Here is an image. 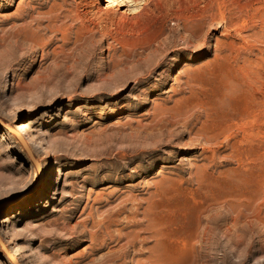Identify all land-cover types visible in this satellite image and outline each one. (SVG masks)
Segmentation results:
<instances>
[{"label":"rangeland","instance_id":"374dc122","mask_svg":"<svg viewBox=\"0 0 264 264\" xmlns=\"http://www.w3.org/2000/svg\"><path fill=\"white\" fill-rule=\"evenodd\" d=\"M96 10L95 0H0L8 253L20 264H264V226L234 224L223 207L231 176L220 171L237 167L231 138L198 135L243 102L244 127L264 131V0H137L126 16L101 18ZM85 13L94 23L78 40ZM232 41L234 56L248 58L235 70L257 78L250 98L245 84L216 94ZM26 128L40 168L14 149ZM159 187L161 211L149 202ZM152 217L160 227H145ZM8 253L0 245V264H14Z\"/></svg>","mask_w":264,"mask_h":264},{"label":"bare ground","instance_id":"6f19581e","mask_svg":"<svg viewBox=\"0 0 264 264\" xmlns=\"http://www.w3.org/2000/svg\"><path fill=\"white\" fill-rule=\"evenodd\" d=\"M102 1H104V3L106 2V5H100L101 0H95V6L97 9L95 13L96 18H101V16H126V10L121 9L128 4L129 6H132L137 2V0ZM176 1L183 3L185 0ZM115 7H118V9H115ZM137 8L138 6L135 7L134 10ZM190 14L192 15V13ZM187 16L188 15L185 14L183 15V13L177 15L179 19ZM79 20L84 31L82 29L76 30L79 35L78 40L81 38L85 39L87 36L85 34H88V31L90 32L91 27L89 28V25L94 23L88 16V13L80 15ZM184 31L190 33V38L195 37L188 24L184 26ZM250 37L254 38L257 36L254 33ZM250 37H245L244 42H249ZM238 48L239 45L236 44V42H229L228 48L223 55V59L226 60V62L219 70L215 78L216 94L218 97L231 96L233 92L239 89L241 84H245L248 87L245 92L246 97L250 98L253 94L254 86L257 82V78L254 73L248 70L244 72H238L235 70L238 62L248 61L246 56L238 57L242 54L234 56L235 52L238 51ZM227 110L228 111H226L225 117H218L216 119L220 127L211 132L208 131L209 133H199L198 135L208 143H213L220 135L223 134H227L231 138L232 151L230 157L237 162V167L220 171L221 175L231 176V180L227 185L225 200H223V207H225L227 212L230 213L231 222L234 224L241 222L248 228L256 230L260 226H264V140H262L261 137V133H264V131L250 130L244 127L245 120L250 116V111L247 109L245 102L242 104H234L227 108ZM1 123L9 132L12 131V127L9 124L5 123L3 120ZM236 129H241V134L235 132ZM24 134L27 140L22 135L18 134L21 141L15 140L14 149L16 148L18 151H21L23 154L22 156L25 159H31L35 163L36 167L40 168L39 164H37V161L34 159L33 152V150H35L34 144L36 139L28 128L24 130ZM44 157L49 160L50 152L46 151ZM50 171L51 169L47 170L45 173L46 178L43 179V187L47 186V179L50 176ZM39 178H42V171H40L37 181ZM167 199L165 191L159 187L157 192L151 195L149 202L152 205L159 207L157 211H161L164 207V202L168 201ZM216 205H219V203H216ZM149 212V209L145 210L144 217H146V214ZM162 220L163 218L157 219L152 217L148 219L149 223L146 224L145 227L149 229L160 227ZM1 222H6V220L4 219ZM201 225L202 220L200 219L196 222L195 228L192 232L193 236H200ZM5 233L6 232L4 231L2 235ZM158 234L161 235L160 232H158ZM207 234L208 236L212 234L211 223L207 225ZM0 241H2L1 237ZM14 253L20 256V250L17 247ZM8 255L11 260L16 261V264H18V260L15 257L10 254Z\"/></svg>","mask_w":264,"mask_h":264},{"label":"water","instance_id":"95a60500","mask_svg":"<svg viewBox=\"0 0 264 264\" xmlns=\"http://www.w3.org/2000/svg\"><path fill=\"white\" fill-rule=\"evenodd\" d=\"M18 134L19 133H16V135L18 136ZM21 135V134H20ZM19 137V136H18ZM24 143V142H23ZM35 159V158H34ZM2 240V239H1ZM0 245L2 246V248L8 253V251H7V247H6V245L4 244V242L3 241H0ZM9 254V253H8ZM11 255V254H10ZM12 256V255H11ZM13 261V260H12ZM13 263L14 264H16V261H13ZM18 264H20L19 262H18Z\"/></svg>","mask_w":264,"mask_h":264}]
</instances>
